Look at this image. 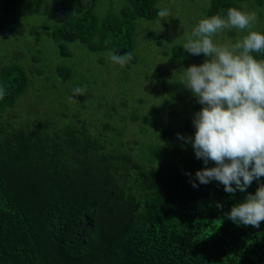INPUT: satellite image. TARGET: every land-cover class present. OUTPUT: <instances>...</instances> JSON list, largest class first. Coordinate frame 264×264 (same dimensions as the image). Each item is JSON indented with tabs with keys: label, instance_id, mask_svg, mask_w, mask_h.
Masks as SVG:
<instances>
[{
	"label": "trees",
	"instance_id": "16d2710c",
	"mask_svg": "<svg viewBox=\"0 0 264 264\" xmlns=\"http://www.w3.org/2000/svg\"><path fill=\"white\" fill-rule=\"evenodd\" d=\"M242 1L209 0L205 16L226 17L229 7L242 10ZM98 2L51 0L59 17L53 40L64 56L69 54L63 44L74 41L91 53L130 51L129 68L137 62L136 21L164 22L157 15L158 0H123L118 11L111 2L102 17ZM20 4L0 0V31L11 38L25 31L17 18ZM162 53L203 56L181 45ZM253 55L264 59V52ZM14 59L0 55V88L5 91L0 98V264H264V221L258 228L238 226L226 215L254 194L264 177L231 195L215 180L193 187L185 174L194 177L205 167L191 144L183 146L177 137H194L192 121L199 108H190L193 113L173 128L161 126L162 141L174 143L171 158L164 159L162 146L147 143L139 150L140 140L133 142L137 149L123 140L128 120L144 134L150 117L138 110L121 114L118 107L124 104L88 98L84 103L86 95L75 96L80 103L73 108L63 102L69 98L55 91L71 84L70 68L57 66L53 76L61 85L46 83L38 93L31 74L43 78L39 59L33 57L31 69ZM169 78L160 74L152 79L163 87ZM90 84L96 83L85 88L91 89ZM32 89L29 110L18 114L14 110ZM166 113L179 116L171 108ZM117 116L122 127L115 126ZM94 121H101L102 130L91 131Z\"/></svg>",
	"mask_w": 264,
	"mask_h": 264
},
{
	"label": "rangeland",
	"instance_id": "374dc122",
	"mask_svg": "<svg viewBox=\"0 0 264 264\" xmlns=\"http://www.w3.org/2000/svg\"><path fill=\"white\" fill-rule=\"evenodd\" d=\"M208 1L158 0V9L167 8L171 14L164 18V22L159 19L148 20L145 18H139L136 21V50L134 54L137 57V62L127 68L128 64L121 67L119 64L113 63L109 58L110 52L91 53L77 41L65 42L63 44L65 52L69 55H62L53 40L52 32L59 23V17L53 10L51 0H21L17 18L25 28L24 34L19 38H11L6 32L0 31V55H6L9 59L15 58V62L24 66L28 65L30 69L33 68V57L38 58L43 78H37L36 75L31 74L33 81L31 87H34L38 93L43 92V86L46 83L55 82V84L61 85L58 78L53 76L57 66L70 68L74 78L70 87L62 86L61 90L58 88L55 91H61L62 97L69 98L64 99L63 102L72 105L73 108L80 102L74 100L75 97L70 99L71 89L78 85L85 88L90 82H95L96 84H90L89 88L91 89L86 88L84 103L88 98L96 103L101 100V102H113L117 106L124 104V106L118 107L121 114L127 115L138 110L142 116L150 117L151 121L144 134L139 133L138 123L128 120L123 140L129 142V146L136 149L138 147L133 142L140 140L139 150L147 143L162 146L164 154L162 158L169 159L174 143L162 141L160 128L163 124L173 128L178 121L181 122L193 113L189 110L190 108L197 107L200 110L203 107L197 102L191 91L180 83V78L183 69L193 64L200 65L208 58L204 55L199 59L190 56L175 58L164 55L162 52L172 49L174 45L182 46L186 42L187 36L190 35L199 20L206 17L204 8L208 6ZM111 2H114L112 6L114 11H118L123 5V0H99L97 4L99 16L102 17L107 13ZM239 5L242 10L257 14L256 23L244 30L236 28L221 30L214 37V43L221 45L234 43L247 35L249 31H261L264 28V0H245ZM157 43L162 44L158 45ZM160 74L170 75L163 87H157L152 79L153 76ZM46 78L49 81L46 82ZM34 89L28 91L26 98L21 101L19 107L14 110L15 112L21 114L29 110L26 104ZM91 107L89 105V111L94 110L95 116H99L100 111L95 110V107L90 109ZM168 108L179 112V116H168L166 113ZM156 109L161 111L160 115L155 113ZM120 117H116L118 122L115 123V126L117 127H122V123L119 121ZM98 129L102 130L101 121H94L91 131L95 132ZM134 152L137 151L134 150ZM155 164L159 165L160 162Z\"/></svg>",
	"mask_w": 264,
	"mask_h": 264
},
{
	"label": "clouds",
	"instance_id": "9594fccd",
	"mask_svg": "<svg viewBox=\"0 0 264 264\" xmlns=\"http://www.w3.org/2000/svg\"><path fill=\"white\" fill-rule=\"evenodd\" d=\"M170 14L167 8L157 12L161 19ZM257 19L255 12L229 7L226 17L217 13L200 19L182 45L185 52L208 58L183 69L180 78V83L203 105L193 117L194 137L177 133L183 146L191 144L196 158L205 165L194 177L185 173L193 187L215 180L234 195L237 190L245 192L254 179L264 177V59L253 55L264 52V32L251 30L234 43H214L221 30L248 29ZM109 58L124 67L133 59V53H109ZM71 92L70 99H74L87 90L75 86ZM4 95L0 88V98ZM209 162L215 166L208 167ZM216 207L222 209L223 205L217 203ZM226 215L238 226L258 228L264 221V184Z\"/></svg>",
	"mask_w": 264,
	"mask_h": 264
}]
</instances>
